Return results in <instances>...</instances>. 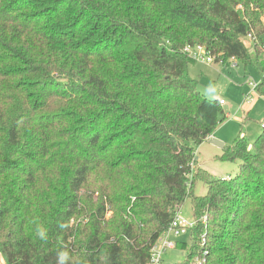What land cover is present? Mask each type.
Instances as JSON below:
<instances>
[{
  "label": "trees",
  "instance_id": "16d2710c",
  "mask_svg": "<svg viewBox=\"0 0 264 264\" xmlns=\"http://www.w3.org/2000/svg\"><path fill=\"white\" fill-rule=\"evenodd\" d=\"M263 43L264 0H0L6 264H57L63 249L68 264H147L188 197L198 223L179 264H195L204 231L203 264H264V128L218 157L239 161L235 175L194 171L225 112L185 52L256 68L264 95Z\"/></svg>",
  "mask_w": 264,
  "mask_h": 264
},
{
  "label": "rangeland",
  "instance_id": "374dc122",
  "mask_svg": "<svg viewBox=\"0 0 264 264\" xmlns=\"http://www.w3.org/2000/svg\"><path fill=\"white\" fill-rule=\"evenodd\" d=\"M246 41L247 46L252 50L254 48L252 36L248 40L245 38ZM189 74L198 79V88L204 95L210 98H223L227 101L223 108L229 117H225L217 126L215 132L221 129L219 133L221 137L217 136V139L231 145L236 137L243 135L252 147L264 128V95L253 90L250 84L260 82V72L254 67L246 69L238 60H230L224 64L216 61L207 63L198 59L189 66ZM249 92H251L252 100L247 98ZM248 100L253 103L247 104ZM212 148L213 146L201 148L202 154H199V159L200 161L207 160L204 168L218 176L235 175L239 161L220 160L214 156ZM207 188L206 182L199 179L194 186V193L203 195L207 192ZM180 213L188 219L194 218L189 197L182 204ZM180 240L188 241L191 246L190 232L182 236ZM186 252L181 249L172 250L168 263L179 264V261L185 259ZM0 264H6L2 255H0Z\"/></svg>",
  "mask_w": 264,
  "mask_h": 264
},
{
  "label": "built area",
  "instance_id": "2783aa9c",
  "mask_svg": "<svg viewBox=\"0 0 264 264\" xmlns=\"http://www.w3.org/2000/svg\"><path fill=\"white\" fill-rule=\"evenodd\" d=\"M251 38L249 35L247 40ZM247 44V41H246ZM250 45V44H249ZM262 50L264 52V43L262 44ZM185 52L188 53L191 57L196 60L206 61L207 63H212L215 61V58L209 54L205 47L202 45L196 46H187L185 48ZM255 90L257 84L254 82L250 83ZM247 98L251 99V92L248 93ZM220 103L224 104L225 100L220 99ZM196 158L193 162L192 169L195 171L196 169ZM207 221V215H204L201 219V222L205 225ZM198 223V221L193 219H188L180 213V210L177 211L174 218L168 225L161 235L152 243L150 249V259L147 264H169L168 258L171 256V251L177 249V242L180 238L187 233H189ZM209 254V250L207 248V237L206 231L200 234L199 236V248L197 253L194 255V263L195 264H203L207 261V256Z\"/></svg>",
  "mask_w": 264,
  "mask_h": 264
},
{
  "label": "crops",
  "instance_id": "0c3cea01",
  "mask_svg": "<svg viewBox=\"0 0 264 264\" xmlns=\"http://www.w3.org/2000/svg\"><path fill=\"white\" fill-rule=\"evenodd\" d=\"M223 99V98H222ZM250 100H252V97H251V99ZM253 102L252 101H249L248 100V102H247V104H252ZM227 104V101H225V103L224 104H222V107H223V105H226ZM224 109V108H223ZM224 112H225V117H229V114H227V112L225 111V109H224ZM219 131H217V132H214L213 133V135L209 138V139H207V140H205L199 147H198V149H197V151H196V168L197 167H201V166H203V168H204V163H205V161H207V160H203V161H200V159H199V154H202V152H201V148H203L204 146H213V148H212V152L214 153V156L215 157H219V156H221L222 154H223V152H224V150L229 146L228 144H226L225 142H222V141H220L219 139V141L222 143V147H218V146H216V145H214V144H212L211 143V141L213 140V139H217V136L218 137H221L220 136V131H221V129L219 128L218 129ZM243 136V135H242ZM244 137V136H243ZM211 148V147H210ZM219 159V158H218ZM207 170V169H206ZM209 171V170H208ZM212 173V172H211ZM214 175H216L215 173H213ZM216 176H218V175H216ZM218 177H222V178H227V177H230V175H226V176H222V175H220V176H218Z\"/></svg>",
  "mask_w": 264,
  "mask_h": 264
},
{
  "label": "clouds",
  "instance_id": "9594fccd",
  "mask_svg": "<svg viewBox=\"0 0 264 264\" xmlns=\"http://www.w3.org/2000/svg\"><path fill=\"white\" fill-rule=\"evenodd\" d=\"M63 227V225H61ZM36 234L41 240H47V229L37 227ZM71 259L70 253L68 250L63 249L57 252V264H68L69 260Z\"/></svg>",
  "mask_w": 264,
  "mask_h": 264
},
{
  "label": "water",
  "instance_id": "95a60500",
  "mask_svg": "<svg viewBox=\"0 0 264 264\" xmlns=\"http://www.w3.org/2000/svg\"><path fill=\"white\" fill-rule=\"evenodd\" d=\"M211 143L214 144V145H216V146H218V147H222V146H221L222 143H221L218 139H213V140L211 141Z\"/></svg>",
  "mask_w": 264,
  "mask_h": 264
}]
</instances>
